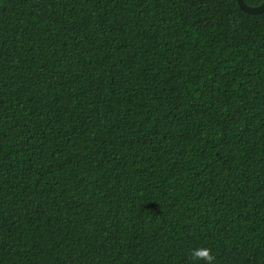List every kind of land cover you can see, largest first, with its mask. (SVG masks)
Returning a JSON list of instances; mask_svg holds the SVG:
<instances>
[{
	"label": "trees",
	"instance_id": "1",
	"mask_svg": "<svg viewBox=\"0 0 264 264\" xmlns=\"http://www.w3.org/2000/svg\"><path fill=\"white\" fill-rule=\"evenodd\" d=\"M202 247L264 264V10L0 0V264Z\"/></svg>",
	"mask_w": 264,
	"mask_h": 264
},
{
	"label": "clouds",
	"instance_id": "2",
	"mask_svg": "<svg viewBox=\"0 0 264 264\" xmlns=\"http://www.w3.org/2000/svg\"><path fill=\"white\" fill-rule=\"evenodd\" d=\"M191 257L196 264L203 261V264H214L215 257L211 254L210 249L206 247L193 249L191 252Z\"/></svg>",
	"mask_w": 264,
	"mask_h": 264
},
{
	"label": "water",
	"instance_id": "3",
	"mask_svg": "<svg viewBox=\"0 0 264 264\" xmlns=\"http://www.w3.org/2000/svg\"><path fill=\"white\" fill-rule=\"evenodd\" d=\"M237 4H238L239 8L246 13L257 14V13H260L264 10V0L258 6H253V7L247 6L243 2V0H237Z\"/></svg>",
	"mask_w": 264,
	"mask_h": 264
}]
</instances>
